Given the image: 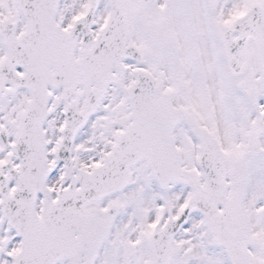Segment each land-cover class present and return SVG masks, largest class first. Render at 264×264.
I'll return each mask as SVG.
<instances>
[{"label":"snow or ice","instance_id":"6c2138e0","mask_svg":"<svg viewBox=\"0 0 264 264\" xmlns=\"http://www.w3.org/2000/svg\"><path fill=\"white\" fill-rule=\"evenodd\" d=\"M0 264H264V0H0Z\"/></svg>","mask_w":264,"mask_h":264}]
</instances>
